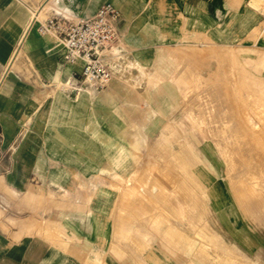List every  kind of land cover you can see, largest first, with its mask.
Listing matches in <instances>:
<instances>
[{
  "label": "rangeland",
  "instance_id": "374dc122",
  "mask_svg": "<svg viewBox=\"0 0 264 264\" xmlns=\"http://www.w3.org/2000/svg\"><path fill=\"white\" fill-rule=\"evenodd\" d=\"M116 51L105 88L62 84L56 95L83 118L85 159L111 181L101 192L115 197L121 255L264 264L250 236H264V43L217 44L140 22L118 25ZM222 176L247 226L238 235L219 218L217 194L224 221L241 229Z\"/></svg>",
  "mask_w": 264,
  "mask_h": 264
},
{
  "label": "crops",
  "instance_id": "0c3cea01",
  "mask_svg": "<svg viewBox=\"0 0 264 264\" xmlns=\"http://www.w3.org/2000/svg\"><path fill=\"white\" fill-rule=\"evenodd\" d=\"M260 1L0 0V264H181L142 254L127 259L114 243L115 197L101 192L111 181L85 159L77 128L83 118L56 95L82 62H67L64 42L38 31L42 18L93 16L113 2L126 30L143 22L212 43L253 44L264 43ZM223 179L241 229L224 221L216 192L219 218L238 235L247 226ZM250 236L264 247L263 235Z\"/></svg>",
  "mask_w": 264,
  "mask_h": 264
},
{
  "label": "built area",
  "instance_id": "2783aa9c",
  "mask_svg": "<svg viewBox=\"0 0 264 264\" xmlns=\"http://www.w3.org/2000/svg\"><path fill=\"white\" fill-rule=\"evenodd\" d=\"M38 18L34 13L32 23ZM120 8L113 2L104 3L93 16L48 15L37 29L52 34L66 46L65 60L82 62V70L64 83L70 93L78 94L87 87L105 88L114 75Z\"/></svg>",
  "mask_w": 264,
  "mask_h": 264
},
{
  "label": "bare ground",
  "instance_id": "6f19581e",
  "mask_svg": "<svg viewBox=\"0 0 264 264\" xmlns=\"http://www.w3.org/2000/svg\"><path fill=\"white\" fill-rule=\"evenodd\" d=\"M84 90V89H83ZM245 182V181H244ZM244 193V192H243ZM247 194V193H246ZM257 199H259V198H257ZM252 200V199H251ZM254 200V199H253ZM244 205V204H243ZM251 206V205H250ZM246 210V209H245ZM248 212V211H247ZM232 246V245H231ZM225 261H226V258H225Z\"/></svg>",
  "mask_w": 264,
  "mask_h": 264
}]
</instances>
